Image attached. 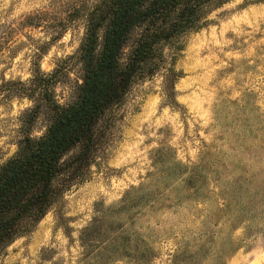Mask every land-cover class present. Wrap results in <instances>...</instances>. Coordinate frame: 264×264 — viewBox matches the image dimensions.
Segmentation results:
<instances>
[{"label": "rangeland", "instance_id": "rangeland-1", "mask_svg": "<svg viewBox=\"0 0 264 264\" xmlns=\"http://www.w3.org/2000/svg\"><path fill=\"white\" fill-rule=\"evenodd\" d=\"M74 1L11 0L7 9L0 10V83L27 81L35 62L45 74L60 67L62 83L56 87V99L61 104L70 100L81 75L70 57L84 34L81 19L66 21ZM234 4L235 0L213 11L201 29L165 48L162 68L135 82L123 102L108 113L88 179L66 192L31 233L11 244L0 264H79L81 229L103 210L117 207L132 188L136 190L130 197L140 206L129 216L119 214L111 220L148 243L156 255L151 264H212L213 254L192 257V253L218 201H201L186 192L187 173L182 175L179 167L190 170L199 165L215 193L211 172L224 180L232 176L264 180V0ZM246 11L247 20L256 19L251 28L245 22ZM28 17L31 23H26ZM42 48L44 53L36 59ZM29 107L27 99L0 101V165L16 152L20 118ZM200 117L209 122L207 127L197 123ZM46 125L41 115L32 137L44 133ZM129 169L138 174L139 185L115 188L113 181L131 177ZM101 188L121 199L106 204L110 196ZM249 224L258 225L250 221L244 226ZM243 233V228L235 232L243 247L223 264H247L244 256L254 247H264V234ZM206 248L213 251L218 245ZM179 253L184 255L175 261Z\"/></svg>", "mask_w": 264, "mask_h": 264}, {"label": "trees", "instance_id": "trees-1", "mask_svg": "<svg viewBox=\"0 0 264 264\" xmlns=\"http://www.w3.org/2000/svg\"><path fill=\"white\" fill-rule=\"evenodd\" d=\"M231 1L76 0L67 11L66 21L81 19L84 34L70 57L81 73L70 100L61 104L56 99V87L62 83L60 67L45 74L35 62L27 81L0 83V101L27 99L32 103L20 118L16 152L0 165V258L17 239L31 233L62 202L66 192L88 179L104 139L108 113L123 102L135 82L162 68L165 48L201 29L213 11ZM26 21L31 23V17ZM41 115L47 122L45 132L32 137L33 126ZM199 167H179L182 175L187 173L185 191L201 201L218 202L204 223L192 257L213 254L212 264H223L243 247V239L235 237L239 228L244 229L245 237L264 234V180L243 176L224 180L211 172L218 190L215 193ZM134 190L128 191L117 207L103 210L81 229L79 264L122 260L151 264L155 259V251L145 240L129 233L116 219L111 220L119 214L129 216L140 206L134 205L130 197ZM250 221L258 225L244 226ZM213 243L217 249L206 248ZM183 255L179 253L175 261Z\"/></svg>", "mask_w": 264, "mask_h": 264}, {"label": "clouds", "instance_id": "clouds-1", "mask_svg": "<svg viewBox=\"0 0 264 264\" xmlns=\"http://www.w3.org/2000/svg\"><path fill=\"white\" fill-rule=\"evenodd\" d=\"M11 0H0V10L2 9H7L9 7ZM23 2H26V0H23ZM50 2V0H42L43 4H48ZM243 3V0H235V4L232 5L233 7L236 5H239ZM39 6V5H38ZM234 20L236 19L235 17L233 18ZM261 19H264V14H262ZM245 22L247 23L248 27L251 28L253 26L254 23H256V19L253 18L252 20H247V11L245 12ZM216 29L213 28L212 32L215 33ZM228 43H231V41L229 40ZM231 55V54H229ZM159 103V101H153V105ZM165 114H167V109H165ZM177 120H179V114L176 115L175 117ZM197 123H199L201 125V127H207L208 125V121H205L203 119V117L197 118ZM179 126V125H177ZM34 136L39 137L42 136L43 133L42 132H35L33 133ZM200 135L203 136L204 133L200 132ZM144 137H141V141H143ZM152 147H155V145H152ZM145 160L147 159V157H144ZM63 157L61 158V161L63 162ZM129 172L132 173L131 177H129L128 175H124L123 178L119 181V183H116L115 181H113V186L115 188H120L121 185L124 186V188H127L128 185H133V186H138L140 181L137 179V173L133 170V169H129ZM143 174V173H141ZM125 181L127 183H125ZM101 193H103L105 196H110V198L108 200L105 201L106 204H111L114 200H119L121 199L120 195L117 194H109L108 192L105 191V189L101 188L100 189ZM83 211V209L81 210ZM90 211V210H89ZM85 219H91V217H86ZM83 226V225H81ZM239 234V233H237ZM59 239V237H58ZM245 260L247 261V264H264V247H254L251 251H249L245 256H244Z\"/></svg>", "mask_w": 264, "mask_h": 264}]
</instances>
